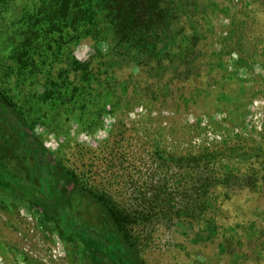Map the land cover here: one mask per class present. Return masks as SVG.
<instances>
[{
	"label": "rangeland",
	"instance_id": "obj_1",
	"mask_svg": "<svg viewBox=\"0 0 264 264\" xmlns=\"http://www.w3.org/2000/svg\"><path fill=\"white\" fill-rule=\"evenodd\" d=\"M212 1L220 11L177 19L162 59L119 60L90 38L70 46L98 88L85 109L39 104L43 73L18 84L13 32L41 3L0 0V96L46 150L62 203L136 264H264V0ZM4 131L0 264H96L44 212L36 173ZM203 149L216 161L198 162Z\"/></svg>",
	"mask_w": 264,
	"mask_h": 264
},
{
	"label": "trees",
	"instance_id": "obj_2",
	"mask_svg": "<svg viewBox=\"0 0 264 264\" xmlns=\"http://www.w3.org/2000/svg\"><path fill=\"white\" fill-rule=\"evenodd\" d=\"M206 2L201 6L198 0H40V8L27 12L25 18L16 23L15 27L21 23L22 30L13 32L16 44L12 58L17 82L24 90L30 77L43 73L45 79L43 91L38 96L39 104L52 107L80 101L87 109L96 95H85L87 90L95 92L98 88H93L92 72L70 57V46L90 38L112 44V50H119L115 54L119 60L133 61L143 57L147 60L154 56L162 59L169 53L163 48L174 45L176 33L171 34V30L178 18H185L186 13L208 15L220 11L212 0ZM257 3L261 4L260 0ZM204 25H208L207 20ZM161 43L164 47L158 48ZM97 52L100 58L108 57V52ZM42 69L47 70L42 72ZM102 91V98H106L105 88ZM16 109L18 107L2 95L0 125L21 147L28 165L33 167L37 178L35 192L43 196L44 212L58 221L96 264H108L107 260H112L113 264H136L114 233L92 228L75 209L62 203L54 186L46 150ZM216 156L215 151L205 149L194 155L203 164L216 161ZM227 167L219 164L216 169ZM29 172L31 175V169Z\"/></svg>",
	"mask_w": 264,
	"mask_h": 264
}]
</instances>
